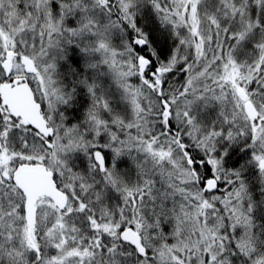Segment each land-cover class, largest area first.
I'll use <instances>...</instances> for the list:
<instances>
[{
	"label": "snow or ice",
	"instance_id": "obj_1",
	"mask_svg": "<svg viewBox=\"0 0 264 264\" xmlns=\"http://www.w3.org/2000/svg\"><path fill=\"white\" fill-rule=\"evenodd\" d=\"M0 264H264V0H0Z\"/></svg>",
	"mask_w": 264,
	"mask_h": 264
}]
</instances>
